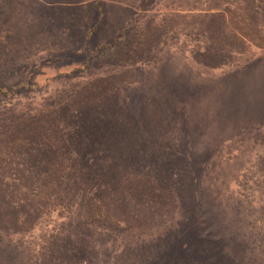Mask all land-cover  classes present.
Segmentation results:
<instances>
[{"label": "rangeland", "instance_id": "obj_1", "mask_svg": "<svg viewBox=\"0 0 264 264\" xmlns=\"http://www.w3.org/2000/svg\"><path fill=\"white\" fill-rule=\"evenodd\" d=\"M18 81L0 264H264V0H0V85ZM80 157L84 200L21 184Z\"/></svg>", "mask_w": 264, "mask_h": 264}, {"label": "trees", "instance_id": "obj_2", "mask_svg": "<svg viewBox=\"0 0 264 264\" xmlns=\"http://www.w3.org/2000/svg\"><path fill=\"white\" fill-rule=\"evenodd\" d=\"M227 4L229 5V7L227 9H229L230 12H235L236 9L232 8L231 3L229 2ZM223 8H224V6H223ZM249 17H253V16L249 15ZM247 21H250V19H248ZM200 55H203V57H205L206 59H208V57H209L208 53H201ZM189 77H190V75H189ZM227 77H228V75H226L225 77H223L221 79H218V81H215V83H216L215 86H220L221 87V85L226 84ZM48 78H51V77H48ZM208 83L209 82H207V81H204V82L197 81V82H195V86L202 87V88H204L203 89L204 91L208 92L209 90H206L207 88H210L209 86H206V85H210ZM32 86H33L32 84H28L26 81H18L17 83H15L13 85H10V86L0 85V95L8 96V95H11V94H13L15 92H18V90H20V89H28V88H30ZM201 93L204 94V95L206 94V93H203V92H201ZM207 95H209V94H207ZM189 98H191V97H189ZM189 98H185V99H189ZM185 99H183V101H185ZM230 100H232V99H230ZM64 158H65V160L69 159V157H64ZM77 160H79L77 162V175L66 172L65 175H62V177L61 176L60 177L50 176V174H46V173H42L43 176H41V173L38 174V173H36L37 171H35V170H39L38 165L37 166L33 165V169H34L35 172L32 170L31 172H29L27 174L28 175L27 177L24 176V178H20L21 184H23V185L24 184L25 185L26 184H30L28 186V188H30V190H32L33 192H34V189L37 188V187L40 188V189H41V187H43L45 189L50 188L51 189L50 192H53L52 191V189H53L55 192H57V195H56V193H55V195L57 196L58 200L59 199H64V200H67V199L68 200H72V199H74L75 200L76 197H78V195L79 196H84L83 197V200H84L86 198V192L83 191L84 195L79 193V189L81 188L83 177L85 178V180H88V181L92 182V180L95 177V174L92 171L88 170L90 175H88L87 173H85L83 175H80L81 174V173H79L80 168L86 166L85 157H80V159L77 158ZM36 175L38 177H35ZM117 183L118 182H116V184ZM107 185H112V184H110V182H109ZM83 186H84V183H83ZM90 190H91V188H90ZM42 192L44 194L48 193L46 190H44ZM90 192H89V195H90ZM87 198L90 200L89 196H87ZM91 202H92L91 204L94 205L92 199H91ZM79 203L85 204V203H82V199H81V201H79ZM79 203H78V206L80 205ZM85 205H87V204H85ZM79 214L80 213L78 212V219H77L76 218L77 211H76V214H75L74 219L72 221L73 223H75V225H77L79 223V222L76 223V221L79 220ZM85 223L88 224V221H86ZM68 225H72V224H68L67 223L66 227H68ZM79 226L80 225L78 224L77 227H79ZM72 248H73V246H69L68 245V246H66L65 250H69V249H72ZM77 248H78V246H75L73 252H78Z\"/></svg>", "mask_w": 264, "mask_h": 264}]
</instances>
